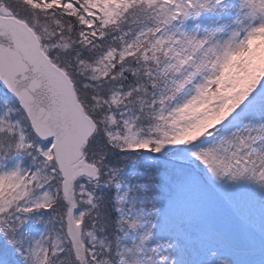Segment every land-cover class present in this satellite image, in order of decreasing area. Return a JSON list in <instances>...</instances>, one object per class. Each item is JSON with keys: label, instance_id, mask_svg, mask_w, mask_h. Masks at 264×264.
Listing matches in <instances>:
<instances>
[{"label": "snow or ice", "instance_id": "obj_1", "mask_svg": "<svg viewBox=\"0 0 264 264\" xmlns=\"http://www.w3.org/2000/svg\"><path fill=\"white\" fill-rule=\"evenodd\" d=\"M0 264H264V0H0Z\"/></svg>", "mask_w": 264, "mask_h": 264}]
</instances>
